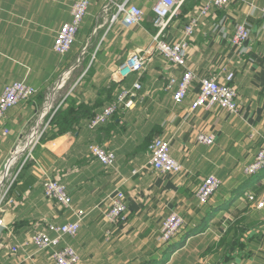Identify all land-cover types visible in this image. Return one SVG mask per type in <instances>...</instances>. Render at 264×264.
<instances>
[{
	"label": "crops",
	"instance_id": "obj_1",
	"mask_svg": "<svg viewBox=\"0 0 264 264\" xmlns=\"http://www.w3.org/2000/svg\"><path fill=\"white\" fill-rule=\"evenodd\" d=\"M76 1L0 0V95L16 81L37 90L0 121V177L8 167L0 206V264H54L30 239L50 224L73 222L78 212L85 213L78 235L62 243L77 252L79 264H264V209L245 198L264 191V171L249 183L244 170L264 142V0H239L201 17L181 68L154 49L157 0H128L144 14L141 25L129 28L119 17L111 20L115 5L104 10L99 0L92 1L74 46L56 55L53 38L70 20ZM207 1L182 0L163 38L178 42ZM242 23L250 37L241 47L231 46ZM132 54L145 58L143 72L117 81V68ZM186 70L194 80L178 105L172 100L176 87L169 84ZM229 74L238 114L217 106L191 109L201 79L223 83ZM137 81L142 89L135 107L91 128L92 118L122 87ZM200 135L213 136L214 143L199 142ZM156 138L170 142L180 174L164 175L149 166L148 147ZM89 145L112 152L113 168L92 157ZM208 176L221 180L220 189L199 205L196 192ZM48 178L66 188L70 209L44 196ZM242 187L244 193L234 198ZM118 190L125 195V220L110 225L105 215ZM171 213L184 226L164 258L160 230Z\"/></svg>",
	"mask_w": 264,
	"mask_h": 264
},
{
	"label": "built area",
	"instance_id": "obj_2",
	"mask_svg": "<svg viewBox=\"0 0 264 264\" xmlns=\"http://www.w3.org/2000/svg\"><path fill=\"white\" fill-rule=\"evenodd\" d=\"M94 0H77L73 3L70 10V20L61 25L57 31L53 42V51L56 55L62 56L67 54L76 43V36L82 24V20L87 15L91 3ZM104 4V10H109L115 5L116 13L112 19L120 18L124 27L139 26L143 22V11L125 0L121 3H116L115 0H99ZM182 0H157L152 7L153 25L156 29L154 41V49L167 62L179 68L186 67L187 62V48L190 39L198 26L201 17L206 16L211 10L221 9L230 3L239 0H208L204 6L199 10L195 17L184 26L183 34L178 42L172 43L163 38L162 33L168 24L170 18L179 8ZM264 17V10H261ZM249 29L245 23L238 24L231 37V46L241 47L249 39ZM146 60L140 54H132L128 57L118 68L115 74L117 81H122L128 78L131 74H140L143 71ZM194 80V75L190 70H186L181 79L177 82L170 81V86L176 87L172 100L175 104L181 105L186 98L191 84ZM233 74H229L223 83H219L214 78H203L199 82V93L196 99L192 102L191 109L211 110L214 107H219L230 115L239 113V106L236 102L237 92L232 86ZM140 83L134 82L131 87H122L114 100L107 104L97 115L90 121V127L96 128L98 125L107 123L120 109L131 110L135 107L136 93L141 90ZM0 95V121L3 120L9 110L12 109L21 101H27L30 97L37 93V90L26 85L24 82L16 81L5 86ZM50 104V103H48ZM51 105H46V110L51 109ZM199 142L205 145H212L214 143L213 136H199ZM88 152L98 162L106 168H113L115 163V156L112 152L104 149L100 145H89ZM148 152L150 155L149 166L161 174H180L181 165L170 155V142L156 138L149 144ZM254 160L244 168L245 174L252 177L264 171V142L256 152ZM7 168L0 177V206L6 196L2 193L4 180L6 179ZM135 173V172H134ZM221 180L215 176H208L198 187L196 192V200L199 205L206 204L209 199L215 195L220 189ZM42 191L44 196L52 199L60 205L63 209H70L71 197L66 191V188L57 180L48 178L42 184ZM246 201L256 209H264V191L258 194L247 193L245 195ZM109 210L105 215V221L110 225H117L118 222L125 220V213L127 210L125 204V195L118 190L110 200ZM85 216L84 212H78L76 219L73 222H67L63 225L50 224L46 232H35L30 243L40 251H45L48 259L54 264H79L80 260L77 252L69 245H63V239L68 236L74 238L78 235L81 222ZM184 222L182 218L176 214L171 213L162 221L160 230V239L164 243H169L180 232ZM2 222L0 218V232L2 230ZM108 235V232H106ZM17 249L12 248V253H16ZM228 264H237L230 262Z\"/></svg>",
	"mask_w": 264,
	"mask_h": 264
},
{
	"label": "trees",
	"instance_id": "obj_3",
	"mask_svg": "<svg viewBox=\"0 0 264 264\" xmlns=\"http://www.w3.org/2000/svg\"><path fill=\"white\" fill-rule=\"evenodd\" d=\"M251 178H252V177H251ZM249 183H250V177H249ZM242 189H244V187L237 189V190L235 191V193H233V197L235 198V197H237L238 195H239V196L242 195V194L244 193ZM241 190H242V191H241ZM233 197H232V198H233ZM176 246H177L176 243H174V242H172V241H170L169 243H166V244L164 245V254H163V257L166 258L165 256H166V254L168 253V251L174 249V247H176Z\"/></svg>",
	"mask_w": 264,
	"mask_h": 264
},
{
	"label": "bare ground",
	"instance_id": "obj_4",
	"mask_svg": "<svg viewBox=\"0 0 264 264\" xmlns=\"http://www.w3.org/2000/svg\"><path fill=\"white\" fill-rule=\"evenodd\" d=\"M36 133H35V131L31 134V136H30V138L32 137V136H34ZM31 143V142H30ZM22 144V143H21ZM25 149V148H24ZM24 151V150H23ZM19 153H21V152H19ZM12 158V157H11ZM15 158V157H14ZM11 165V164H10Z\"/></svg>",
	"mask_w": 264,
	"mask_h": 264
},
{
	"label": "rangeland",
	"instance_id": "obj_5",
	"mask_svg": "<svg viewBox=\"0 0 264 264\" xmlns=\"http://www.w3.org/2000/svg\"><path fill=\"white\" fill-rule=\"evenodd\" d=\"M212 197H213V196H212ZM212 197H211V198H212ZM211 198H210V199H211ZM206 204H207V203H206ZM204 205H205V204H204ZM180 231H181V230H180ZM178 234H180V232H179ZM178 234H177V235H178ZM177 235H176V236H177ZM176 236H175V237H176ZM163 243H164V242H163ZM164 244H166V243H164Z\"/></svg>",
	"mask_w": 264,
	"mask_h": 264
}]
</instances>
